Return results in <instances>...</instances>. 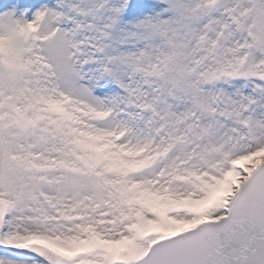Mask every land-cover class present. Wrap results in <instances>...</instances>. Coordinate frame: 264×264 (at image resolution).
<instances>
[{"label": "snow or ice", "instance_id": "snow-or-ice-1", "mask_svg": "<svg viewBox=\"0 0 264 264\" xmlns=\"http://www.w3.org/2000/svg\"><path fill=\"white\" fill-rule=\"evenodd\" d=\"M0 264H264V0H0Z\"/></svg>", "mask_w": 264, "mask_h": 264}]
</instances>
